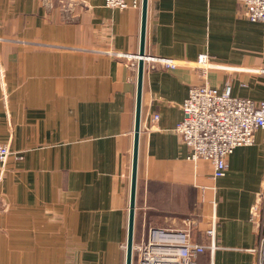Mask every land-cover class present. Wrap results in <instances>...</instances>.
Masks as SVG:
<instances>
[{
    "label": "crops",
    "instance_id": "obj_1",
    "mask_svg": "<svg viewBox=\"0 0 264 264\" xmlns=\"http://www.w3.org/2000/svg\"><path fill=\"white\" fill-rule=\"evenodd\" d=\"M239 8L147 0L145 54L177 64H144L133 236L151 225L189 227L207 245L214 226L212 264H256L249 215L264 187V129L213 178L210 161L187 158L174 127L203 79L264 100V22ZM140 24L141 6L0 0V141L11 151L0 168V264H125L137 89L128 58ZM200 53L228 68L202 78ZM197 264H209L207 255Z\"/></svg>",
    "mask_w": 264,
    "mask_h": 264
},
{
    "label": "built area",
    "instance_id": "obj_2",
    "mask_svg": "<svg viewBox=\"0 0 264 264\" xmlns=\"http://www.w3.org/2000/svg\"><path fill=\"white\" fill-rule=\"evenodd\" d=\"M239 14L250 22H264V0H238ZM142 0H104L110 8H139ZM115 57L127 55L113 52ZM144 64L151 69L157 65L173 68L177 61L144 55ZM137 55L128 58L131 67H137ZM200 75L205 78L209 69L228 67L219 65L210 59L207 53H200L195 62ZM182 117L174 127L182 143L188 148L187 158L196 161L205 159L212 163V177L225 174L227 159L238 147L254 142L258 129H264V100L234 96L229 83L221 89L209 84L205 79L192 85L181 103ZM157 115L152 117L153 120ZM11 151L8 145L0 141V168L3 167ZM250 222L255 226L258 243L251 249L256 253V264H264V187L256 194L251 206ZM188 221V220H187ZM186 222V226L190 222ZM209 243L194 240L189 227L165 228L151 225L139 237L132 240V264H197V258L206 254L211 263L215 243L214 226L206 229ZM125 249V245L123 246Z\"/></svg>",
    "mask_w": 264,
    "mask_h": 264
},
{
    "label": "water",
    "instance_id": "obj_3",
    "mask_svg": "<svg viewBox=\"0 0 264 264\" xmlns=\"http://www.w3.org/2000/svg\"><path fill=\"white\" fill-rule=\"evenodd\" d=\"M146 12H147V0H142L140 45L137 53L138 61H137V89H136L135 118H134V142H133V153H132L130 200L128 206L127 237L125 243V264H132V240H133V229H134L136 168H137V152H138V135H139V126H140V99H141L142 77L144 70L143 58L145 55Z\"/></svg>",
    "mask_w": 264,
    "mask_h": 264
},
{
    "label": "rangeland",
    "instance_id": "obj_4",
    "mask_svg": "<svg viewBox=\"0 0 264 264\" xmlns=\"http://www.w3.org/2000/svg\"><path fill=\"white\" fill-rule=\"evenodd\" d=\"M124 244L122 245V248H123ZM124 249V248H123ZM125 250V249H124ZM10 255H12V253L10 252ZM13 258V257H12Z\"/></svg>",
    "mask_w": 264,
    "mask_h": 264
},
{
    "label": "bare ground",
    "instance_id": "obj_5",
    "mask_svg": "<svg viewBox=\"0 0 264 264\" xmlns=\"http://www.w3.org/2000/svg\"><path fill=\"white\" fill-rule=\"evenodd\" d=\"M137 55V54H136Z\"/></svg>",
    "mask_w": 264,
    "mask_h": 264
}]
</instances>
